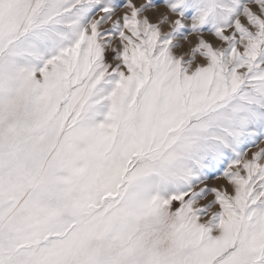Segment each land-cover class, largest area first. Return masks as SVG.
<instances>
[{"label": "snow or ice", "instance_id": "6c2138e0", "mask_svg": "<svg viewBox=\"0 0 264 264\" xmlns=\"http://www.w3.org/2000/svg\"><path fill=\"white\" fill-rule=\"evenodd\" d=\"M261 142L264 0H0V264H264Z\"/></svg>", "mask_w": 264, "mask_h": 264}, {"label": "rangeland", "instance_id": "374dc122", "mask_svg": "<svg viewBox=\"0 0 264 264\" xmlns=\"http://www.w3.org/2000/svg\"><path fill=\"white\" fill-rule=\"evenodd\" d=\"M120 13L118 12L117 15H119ZM103 27H108V25H104ZM164 31H167L168 30V27L167 25L164 26L163 28ZM191 38V37H190ZM208 39H212L211 37H207ZM109 59H111V53H109ZM259 147H264V142H261L259 144ZM257 151V148L253 147V148H249L248 150V156L250 157L251 156V153L252 152H255ZM225 182L222 180V179H216L215 176H210L209 179H207L206 181H204L203 184H200L197 186V190L200 188V187H204L205 185H207L209 188L211 187H219L221 186L222 184H224ZM207 199H211V196L207 197ZM204 201H201L200 203H203Z\"/></svg>", "mask_w": 264, "mask_h": 264}]
</instances>
